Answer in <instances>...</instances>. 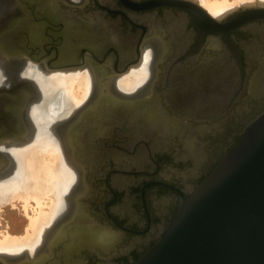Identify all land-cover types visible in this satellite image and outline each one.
<instances>
[{"label": "flooded vegetation", "instance_id": "flooded-vegetation-1", "mask_svg": "<svg viewBox=\"0 0 264 264\" xmlns=\"http://www.w3.org/2000/svg\"><path fill=\"white\" fill-rule=\"evenodd\" d=\"M192 2L0 0V63L11 70L0 82V166L2 147L28 140L27 109L39 104L23 62L91 74L86 100L53 129L76 181L33 251L0 264H135L180 194L264 111V19L234 22L243 6L205 16ZM145 50L143 80L117 87Z\"/></svg>", "mask_w": 264, "mask_h": 264}, {"label": "water", "instance_id": "water-1", "mask_svg": "<svg viewBox=\"0 0 264 264\" xmlns=\"http://www.w3.org/2000/svg\"><path fill=\"white\" fill-rule=\"evenodd\" d=\"M233 19H264V6L243 5ZM135 264H264V111L196 188L180 194L167 227Z\"/></svg>", "mask_w": 264, "mask_h": 264}, {"label": "bare ground", "instance_id": "bare-ground-1", "mask_svg": "<svg viewBox=\"0 0 264 264\" xmlns=\"http://www.w3.org/2000/svg\"><path fill=\"white\" fill-rule=\"evenodd\" d=\"M192 1L199 3L209 15L217 18L238 6H264V0ZM143 54V64L119 76L117 87L129 91L143 80L146 72L144 64L149 53L145 50ZM23 63L22 75L34 82L39 104L30 105L27 109L32 121L28 140L11 142L10 146L2 147L9 158L0 166V204L18 195L25 204L32 198L37 210L29 216L24 234L6 233L0 236V254L18 252L22 248L33 251L46 226L63 206V196L76 181V172L53 129L56 122L73 111L74 105L86 100L91 87V74L86 66L49 70L31 61ZM9 70L0 63V82L9 78Z\"/></svg>", "mask_w": 264, "mask_h": 264}, {"label": "rangeland", "instance_id": "rangeland-1", "mask_svg": "<svg viewBox=\"0 0 264 264\" xmlns=\"http://www.w3.org/2000/svg\"><path fill=\"white\" fill-rule=\"evenodd\" d=\"M24 204V200L19 199L18 195L12 197V199L9 198L6 202H2V205L0 204V236L6 233L19 235L24 232L22 229L16 231L21 225L25 228L28 227L29 216L34 214L35 209L37 210V205L32 198H29L27 204H25L27 205L26 210ZM7 225L11 228H8Z\"/></svg>", "mask_w": 264, "mask_h": 264}]
</instances>
